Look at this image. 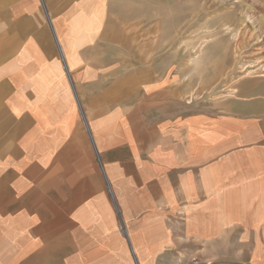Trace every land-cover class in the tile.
Here are the masks:
<instances>
[{"label":"crops","instance_id":"0c3cea01","mask_svg":"<svg viewBox=\"0 0 264 264\" xmlns=\"http://www.w3.org/2000/svg\"><path fill=\"white\" fill-rule=\"evenodd\" d=\"M115 17L0 0V264L189 261L230 231L261 256L264 109L120 77L134 36Z\"/></svg>","mask_w":264,"mask_h":264},{"label":"rangeland","instance_id":"374dc122","mask_svg":"<svg viewBox=\"0 0 264 264\" xmlns=\"http://www.w3.org/2000/svg\"><path fill=\"white\" fill-rule=\"evenodd\" d=\"M105 2L120 29L134 36V62L119 71L120 77L166 75L185 101L200 106L256 102L264 109V0ZM229 233L223 245H201L189 261L166 264H264L263 250L256 257L252 245H240L238 232Z\"/></svg>","mask_w":264,"mask_h":264},{"label":"bare ground","instance_id":"6f19581e","mask_svg":"<svg viewBox=\"0 0 264 264\" xmlns=\"http://www.w3.org/2000/svg\"><path fill=\"white\" fill-rule=\"evenodd\" d=\"M197 56H198V55H197ZM197 56H196V57H197ZM200 56H201V55H200ZM193 59H194V58H193ZM195 59H197V58H195ZM199 59H200V58H199ZM199 59H197V60H199ZM193 61H194V60H192V62H193ZM199 61H200V60H199ZM199 61H198V63H199ZM194 62H195V61H194Z\"/></svg>","mask_w":264,"mask_h":264}]
</instances>
